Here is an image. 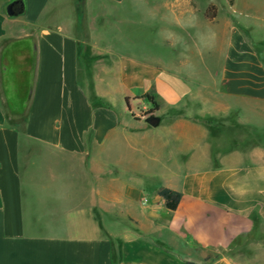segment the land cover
<instances>
[{
    "label": "crops",
    "instance_id": "1",
    "mask_svg": "<svg viewBox=\"0 0 264 264\" xmlns=\"http://www.w3.org/2000/svg\"><path fill=\"white\" fill-rule=\"evenodd\" d=\"M11 1L0 0V43L20 37L35 61L27 93L0 84V264H240L221 251L260 228L264 261V0L261 13L234 0L224 18L214 5L200 29L206 73L171 78L101 41L108 4L123 0H18L13 18ZM27 101L19 129L5 104ZM221 115L254 148H236ZM162 187L182 194L174 211Z\"/></svg>",
    "mask_w": 264,
    "mask_h": 264
},
{
    "label": "rangeland",
    "instance_id": "2",
    "mask_svg": "<svg viewBox=\"0 0 264 264\" xmlns=\"http://www.w3.org/2000/svg\"><path fill=\"white\" fill-rule=\"evenodd\" d=\"M246 1L245 9L256 13H261L263 10V0ZM210 4L216 5L217 10H220L221 18L236 9L234 0H123L117 4L109 3L106 13L108 20L105 21L106 23L102 22L106 29L101 34V41L118 56H129L142 63H156L162 71L163 78H171L173 74L200 76L206 73L202 63L210 62L211 59L209 56L211 53L208 54L203 50L208 41L201 34V30L208 31L207 29L211 27V22L203 16ZM84 16L85 24L88 22L95 28L101 27V16L94 17L95 20L90 19L93 15ZM13 27L19 30L18 24ZM167 30L178 32L179 38L180 33L183 32L179 44L166 43ZM23 42L25 41L17 37V41L9 38L0 43V84L4 93L24 94L31 89L35 60L31 52L24 51L28 48ZM182 58L187 60L186 67L180 65ZM24 59L27 62L24 66L26 72L21 76ZM173 83L180 91L187 92L191 89V86L179 79H175ZM145 102L150 104L147 98ZM27 108L28 101L17 110H11L5 104L9 123L19 129L22 128ZM140 108L141 105L136 111ZM150 111L151 109L145 112L140 110V115L146 117L154 114ZM229 120H232L231 116L221 115L220 123L225 134L230 132L227 127L232 125L234 132L240 136L235 147L254 148L252 140L247 137L245 131ZM146 193L147 196H151L149 191ZM258 230L255 234L240 239L233 248L221 251L220 254L230 256L240 264H264L261 250L263 230L261 228Z\"/></svg>",
    "mask_w": 264,
    "mask_h": 264
},
{
    "label": "trees",
    "instance_id": "3",
    "mask_svg": "<svg viewBox=\"0 0 264 264\" xmlns=\"http://www.w3.org/2000/svg\"><path fill=\"white\" fill-rule=\"evenodd\" d=\"M203 16L209 21L213 20V18L216 16V7L214 5L208 6L204 11ZM145 98H147L152 105L150 113H154L158 109L157 102L153 96L145 95ZM158 195L164 200L165 208L170 211H174L177 208L182 197L180 192L164 187L158 190ZM209 258H207L206 261Z\"/></svg>",
    "mask_w": 264,
    "mask_h": 264
},
{
    "label": "water",
    "instance_id": "4",
    "mask_svg": "<svg viewBox=\"0 0 264 264\" xmlns=\"http://www.w3.org/2000/svg\"><path fill=\"white\" fill-rule=\"evenodd\" d=\"M16 3L14 2H9L7 3V5L5 6V13L8 17H16L21 13V6H16ZM145 122L148 123L149 125L155 127L158 125L159 123V117L151 114L149 116L146 117Z\"/></svg>",
    "mask_w": 264,
    "mask_h": 264
},
{
    "label": "flooded vegetation",
    "instance_id": "5",
    "mask_svg": "<svg viewBox=\"0 0 264 264\" xmlns=\"http://www.w3.org/2000/svg\"><path fill=\"white\" fill-rule=\"evenodd\" d=\"M11 2L16 3V4H15L16 6H19V7L21 6V4H20V2H19L18 0H12Z\"/></svg>",
    "mask_w": 264,
    "mask_h": 264
}]
</instances>
